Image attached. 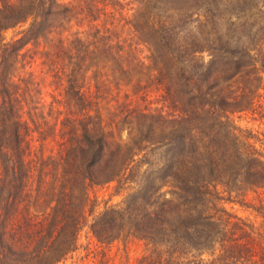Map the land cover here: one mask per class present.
I'll return each mask as SVG.
<instances>
[{
    "label": "rangeland",
    "instance_id": "1",
    "mask_svg": "<svg viewBox=\"0 0 264 264\" xmlns=\"http://www.w3.org/2000/svg\"><path fill=\"white\" fill-rule=\"evenodd\" d=\"M57 1L68 8L63 17L59 14L50 31L9 58L10 81L16 85L21 102L19 117L32 128L29 158L36 153L37 158L45 161V165L31 162L34 212H49L53 204L50 198L59 169L54 168L56 163H52L51 157L56 152L58 131L66 111L78 107L68 97L66 76L62 73H67L76 59L72 41L77 37L83 39L87 48L85 57L78 60V83L93 99L94 120L108 132L112 143L108 151L111 155L106 153L98 174L106 161L118 172L111 178L99 177V181L89 183L90 202L82 207V213L90 214L77 233L76 249L54 264H163L161 259L168 257L164 250L169 251V245L173 264H184L199 257L200 252L209 257V253L191 242H184L181 229L173 236L170 224H166L167 230L163 226L166 235L161 234L166 246L158 243L153 253L147 232L130 226L135 220H127L126 215L133 211L145 215L159 208L164 200H168L167 204L181 202L174 199L176 188L166 168L171 147L177 141L171 133L179 127L185 130V140L186 133L196 136L195 128L203 120L210 124L205 130L211 136L217 128L215 123L221 120L220 111H227L230 122L243 136L248 135L264 155V33L258 30L259 25H264V0ZM29 22L30 19L0 31V43L16 38ZM151 25H164L167 29L174 25L175 35L170 38L179 46L195 45L199 51L188 56L179 54L175 59L174 53H168L166 46L157 43L160 35L150 30ZM157 44L160 51L156 57ZM235 62L239 63L237 67ZM209 95V100H225L226 104L204 102ZM240 95L244 96L242 104L232 107L230 102ZM128 109L147 117L142 119L140 114L136 119ZM139 121L143 122L140 132ZM146 127L148 136H143ZM201 139L206 141L205 136ZM160 174H165V178L156 182ZM219 191L223 199L217 200L218 208L225 209L234 221L241 219L259 228L261 218L247 207V200L255 204L258 192L264 190H246V202H242V196L228 200V193L220 187ZM231 194L238 192L234 189ZM125 205L130 209L124 211L121 231L108 242L99 241L89 226L92 219L105 208L120 209ZM178 207L184 217L187 212L196 214L189 210L190 204ZM134 213L131 215L139 219ZM166 216L169 219L176 214L167 212ZM191 231L197 241L196 230Z\"/></svg>",
    "mask_w": 264,
    "mask_h": 264
},
{
    "label": "trees",
    "instance_id": "2",
    "mask_svg": "<svg viewBox=\"0 0 264 264\" xmlns=\"http://www.w3.org/2000/svg\"><path fill=\"white\" fill-rule=\"evenodd\" d=\"M66 10L68 8L57 0H0V31L30 19L28 26L20 30L16 38L0 43V264H54L73 252L76 249L77 233L90 214L82 213V207L90 202L89 183L99 181V177L102 180L111 178L114 172H118L117 167L113 169L114 165L106 161L104 170L98 174L106 153L111 151L112 143L108 139V132L94 120L96 115L92 111L96 112L91 108L93 99L86 95L78 83V60L81 56L85 57L87 48L83 39L77 37L72 41L76 59L70 63L67 73H62L66 76L68 97L78 107L66 111L67 115L63 117L58 131L56 152L51 157L52 163H56L54 168L59 169L55 177L56 187H53L50 198L53 204L49 212H34L36 205L30 188L31 162L38 161L45 165V161L37 158L36 153H33L34 158H29L32 128L28 121L19 117L21 102L15 91L16 85L10 81L9 58L18 55L28 43L50 31L54 19L59 14L63 17ZM173 26L167 29L164 25L161 28L151 25L149 27L152 29H148L159 32L157 43L166 46L168 53H174L175 59H178L179 54L188 56L199 51L195 45H177L170 38L172 34L175 35ZM258 30L264 33V25H259ZM96 38L94 36L95 43ZM158 44L156 57L160 51ZM236 65L239 63L235 62ZM209 98L210 95L205 99L202 97L199 103ZM243 100L244 96L240 95L230 103L232 107H238ZM218 102L223 103V106L226 104L225 100H209L215 106ZM220 112L221 120L215 123L217 128L211 136L205 130L210 124L203 120L195 128H198L196 136L186 133L188 137L184 140L185 130L181 127L171 133L177 141H173L166 162L167 175L176 188L174 199L181 202L171 201V204H167L168 200H164L159 208L145 215L131 212L139 219L136 220L129 212L126 219L135 220L130 226L147 232L146 236L153 243V253H156L158 243L165 244V237L162 239L161 234H165L163 226L166 224L171 225L173 236L178 235L181 229L185 235L184 242H191L194 247L209 253V257H204L200 252L199 257L189 259L184 264H264V191L258 192L255 204L247 200V207L252 208L261 218L259 228L241 219L232 220V215L216 206L217 200L223 199L219 187L228 193L226 199L242 196V202H246V190H264V155L248 135L243 136L230 122L227 111ZM128 113L136 119L147 117L129 109ZM149 117L152 118L151 115ZM199 118L202 119L203 115H199ZM183 119L186 121L188 118ZM142 121H139V132ZM148 132L149 127H146L143 136H148ZM201 136H205L206 141ZM164 178L165 174H160L156 182ZM234 189L238 194L232 196ZM148 201L145 203L149 204ZM185 203L190 204L189 210L193 209L196 214L187 212L184 217L178 206ZM129 209L128 205L120 209L105 208L92 219L89 225L91 231L99 241L108 242L115 238L124 226V211ZM167 212H174L176 217L168 219ZM176 219H179L178 222H175ZM166 227L167 230L168 225ZM192 228L196 230L199 238L197 241L193 239ZM169 248V251L168 248L164 250L168 257L166 255L161 259L163 264L174 263L172 246L169 245Z\"/></svg>",
    "mask_w": 264,
    "mask_h": 264
}]
</instances>
